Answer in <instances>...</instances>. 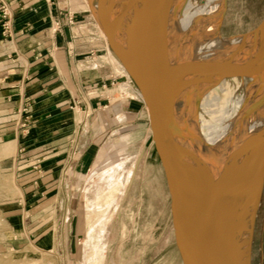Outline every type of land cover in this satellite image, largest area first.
<instances>
[{
  "label": "rangeland",
  "instance_id": "obj_1",
  "mask_svg": "<svg viewBox=\"0 0 264 264\" xmlns=\"http://www.w3.org/2000/svg\"><path fill=\"white\" fill-rule=\"evenodd\" d=\"M21 1L0 0V264H182L166 178L138 93L87 0H51L60 12L53 18L52 33L72 26L77 41L74 67L66 61L69 48H61L59 66L66 78L55 81L61 91L66 90L64 82L68 85L61 97L68 101L69 123L47 132L38 126L34 94L58 78L45 80L58 69L49 61L48 47L15 42L31 36L21 31L17 37L12 30L14 7ZM190 1L200 5L202 0ZM263 18L264 0H228L220 35L247 34ZM226 41L228 46L242 42L236 37ZM46 71L50 73L43 77ZM238 78H224L211 95L227 100ZM17 86L16 94L12 90ZM74 154L79 155L73 158L78 168L63 175L67 183L60 196L57 172ZM70 179L76 191L67 188ZM66 212L73 214L67 222ZM68 234L72 236L60 237ZM251 264H264V191Z\"/></svg>",
  "mask_w": 264,
  "mask_h": 264
},
{
  "label": "water",
  "instance_id": "obj_2",
  "mask_svg": "<svg viewBox=\"0 0 264 264\" xmlns=\"http://www.w3.org/2000/svg\"><path fill=\"white\" fill-rule=\"evenodd\" d=\"M187 1L88 0L110 50L138 93L150 141L166 178L182 264H251L264 191V128L237 139L211 160L193 155L190 138L193 142L197 138L186 112L180 119L176 115L174 100L182 96L172 84L174 68L169 57L171 30ZM244 36L260 41L261 53L258 60L243 66L241 77L255 75V70L263 76L264 18ZM192 83L196 82L192 79ZM259 95L264 97V90ZM258 118H264V111L246 120Z\"/></svg>",
  "mask_w": 264,
  "mask_h": 264
},
{
  "label": "bare ground",
  "instance_id": "obj_3",
  "mask_svg": "<svg viewBox=\"0 0 264 264\" xmlns=\"http://www.w3.org/2000/svg\"><path fill=\"white\" fill-rule=\"evenodd\" d=\"M225 12L224 0H202L200 5L188 0L171 30V81L182 96L174 100L175 112L178 119L185 112L188 115L197 138L196 142L190 138L192 153L204 161L224 153L237 139L256 135L264 128V118L246 120L254 112L264 111V97L259 95L264 90V75H256L260 70H255V75L241 77L243 66L258 60L261 43L239 35L231 38H241L242 42L225 45L231 39L220 35ZM235 76L239 84L228 93L227 100L221 102L219 94L211 95L224 78Z\"/></svg>",
  "mask_w": 264,
  "mask_h": 264
},
{
  "label": "crops",
  "instance_id": "obj_4",
  "mask_svg": "<svg viewBox=\"0 0 264 264\" xmlns=\"http://www.w3.org/2000/svg\"><path fill=\"white\" fill-rule=\"evenodd\" d=\"M34 4H35V0H22L21 2H19V5L14 7V11H13L14 20L11 26H12V30L15 32L17 37L19 33H21V31H24L27 34L31 33V36L29 37L24 36L21 39L18 38V40H15L18 46L24 45V44L34 46L37 44V45H43V46L48 47L50 50L49 54L51 55V58L49 59V61L51 62V64L57 67L56 69H58V73L56 74L54 73L50 75V77L45 78V80H48V79L54 78L55 77L54 75L58 76V78L56 79L54 78L52 79V81L41 86L43 90L38 91L36 94H34V91H35L34 89L29 90L30 94H34V97H35L34 109L38 113V117H39L38 126L41 127V129H43L44 132H47L52 129L60 128L61 126L69 123V119H68L69 111L66 110L67 107H64V105H66L68 101L65 99V97L63 96L61 97V95H64V96L67 95L69 88L66 82H64V86H65L64 88H66V90L61 91L60 90L61 84L59 82L55 83V81H57V79L65 81V78H66L62 72V68H60V66H63L62 58H61V53H62L61 48H64L65 50L66 48H69L68 49L69 56H66L67 57L66 61L69 63L70 66L74 67L76 63V58L73 55L74 54L73 47L75 46V42L77 41V39L75 38V35L72 36V33L74 31L73 30L74 28L72 26L65 27L62 31H60V33L56 35L52 33L51 27L53 24V18L60 12H59V9L56 6H54L53 3H51V0H41L39 4H36V5ZM37 6L38 7L40 6V7L37 9ZM69 10L73 11L72 9H68V11ZM74 12H76V10H74L72 13ZM84 12L86 14L88 13L87 10H84ZM86 14L82 16L85 26L87 25L86 21L88 17ZM90 25L91 24L88 23V26ZM2 29H3V26H2L1 15H0V32L2 31ZM40 31L47 32L48 35L46 37L45 36L34 37L35 36L34 34ZM63 31H65L64 33L65 36L63 34ZM106 50H107V47H106ZM49 73H50L49 71H46L43 73L42 76L45 77ZM68 73H69V70H68ZM68 76L69 78L71 77L70 74H68ZM53 88L55 92L53 91L47 92L48 89H53ZM18 89H19V86L14 87L12 91H14L17 94ZM75 156H76L75 154L69 156L68 162H66L67 164L65 165L64 169L59 170L60 173L57 172L60 175V178L58 180L59 182L58 191L60 192V196H61V190L63 189L64 183L65 182L67 183V181L63 180V175L67 173L70 175L73 172L77 171L78 165L77 163H75V161L73 162V158H75ZM76 157L77 159H79V155ZM63 170L65 171L64 173H63ZM68 184L69 186L67 188H69V190L72 189V191H76L77 186H76L75 181L70 179L68 181ZM61 199L62 197L60 198V200ZM65 201H66L65 198L61 200L62 202L61 204L63 206L66 204ZM73 204L74 202L72 201V206ZM72 216L73 214L70 212L64 213L66 222L70 221ZM71 236H72L71 234H68L65 236L61 235L60 237L70 238ZM253 242H254V239H253ZM252 254H253V245H252Z\"/></svg>",
  "mask_w": 264,
  "mask_h": 264
}]
</instances>
